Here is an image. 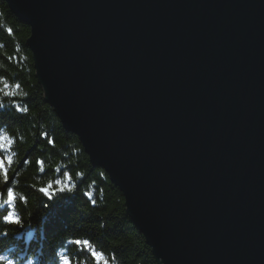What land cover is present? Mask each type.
Instances as JSON below:
<instances>
[{
  "label": "water",
  "instance_id": "1",
  "mask_svg": "<svg viewBox=\"0 0 264 264\" xmlns=\"http://www.w3.org/2000/svg\"><path fill=\"white\" fill-rule=\"evenodd\" d=\"M4 1L156 261L264 264V0Z\"/></svg>",
  "mask_w": 264,
  "mask_h": 264
},
{
  "label": "trees",
  "instance_id": "2",
  "mask_svg": "<svg viewBox=\"0 0 264 264\" xmlns=\"http://www.w3.org/2000/svg\"><path fill=\"white\" fill-rule=\"evenodd\" d=\"M29 37V27L0 0V133L13 141L11 150L0 152L5 166L6 157L12 161L8 183L0 177V194L6 199L8 187H13L27 200L16 201L22 226L6 224L3 217L10 209L7 204L0 208V250L34 253L37 264L53 255L61 264L65 253L73 264H98L86 246L69 243L87 240L107 264H159L131 222L121 192L103 169L91 164L79 138L64 130L46 103ZM9 91L15 94L7 95ZM17 105L28 111H17ZM68 175L74 188L60 191L69 184ZM49 184L51 198L39 191ZM85 193L91 194L95 206Z\"/></svg>",
  "mask_w": 264,
  "mask_h": 264
},
{
  "label": "snow or ice",
  "instance_id": "3",
  "mask_svg": "<svg viewBox=\"0 0 264 264\" xmlns=\"http://www.w3.org/2000/svg\"><path fill=\"white\" fill-rule=\"evenodd\" d=\"M5 87H9L8 85H5ZM17 88H19V85L16 86ZM7 95H14L15 93L9 91L8 93H6ZM0 107H3L2 104H0ZM16 110L17 111H23V112H27L28 109L27 108H23L21 109L19 107V105L16 106ZM13 141L11 140V138L5 136L3 133H0V152H4V151H9L11 150V145H12ZM6 159L8 160V166H5L4 164V160L0 159V177H2L3 182L5 184L8 183V168L11 165V157H6ZM41 171H43V169H41ZM67 179L69 181L68 185H64L59 187L60 191H64L65 188H67L68 191H71L72 188H74V185H72L70 183L71 181V176L68 175ZM13 184H15V180H13ZM63 182L62 181H57V185H62ZM52 185L49 184L47 186V188H41L39 191H41L42 193H44L45 195H49V197L51 198V195L53 194L52 192ZM86 195H89V199L91 200V203L93 204V206H95L96 201L94 199H92L91 194L89 193H85ZM17 199H20L23 203H27V200L24 197H18L16 192L14 191L13 187H8L7 189V195H6V199H3L2 196H0V208H3L5 204L8 205V208L10 209L7 214L3 217V221L6 224L9 225H17V226H22V220L21 217L19 216V214L16 211V201ZM69 243H74L76 244L78 247L79 246H86L87 250L90 252L91 256L98 262V264H107V261L105 259V257L100 254L97 253L94 249H92L89 245V242L87 240L81 241V240H75V241H69ZM61 264H73L71 257H69L66 253L65 255H63L61 257Z\"/></svg>",
  "mask_w": 264,
  "mask_h": 264
},
{
  "label": "clouds",
  "instance_id": "4",
  "mask_svg": "<svg viewBox=\"0 0 264 264\" xmlns=\"http://www.w3.org/2000/svg\"><path fill=\"white\" fill-rule=\"evenodd\" d=\"M38 257L34 253L23 255L22 251L9 252L0 250V264H37ZM43 264H60V257L53 255L43 259Z\"/></svg>",
  "mask_w": 264,
  "mask_h": 264
}]
</instances>
